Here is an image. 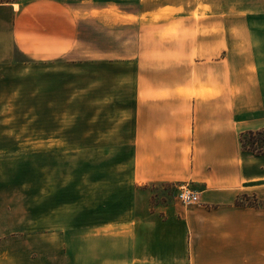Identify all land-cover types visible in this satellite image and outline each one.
Returning <instances> with one entry per match:
<instances>
[{
	"label": "crops",
	"instance_id": "obj_1",
	"mask_svg": "<svg viewBox=\"0 0 264 264\" xmlns=\"http://www.w3.org/2000/svg\"><path fill=\"white\" fill-rule=\"evenodd\" d=\"M201 5L211 14L191 17L180 42L185 49L177 51L192 62L189 77L139 98L137 121H145L147 139H134L140 149L134 147L130 180L191 183L200 204L173 201L152 211L145 199L141 216L132 208L121 219H104V209L118 204L112 194L109 202L95 196V203L79 204L96 213L94 223L72 224L71 204L56 195L53 178L35 170L28 187L15 174L23 143L8 144L15 132L0 131V264H264V155L240 142L242 133L264 128V0ZM72 24L60 0L0 3V56L5 46L34 60L66 55L75 42ZM31 138V159L46 156L48 164L54 133ZM242 194L261 205L236 204Z\"/></svg>",
	"mask_w": 264,
	"mask_h": 264
},
{
	"label": "rangeland",
	"instance_id": "obj_2",
	"mask_svg": "<svg viewBox=\"0 0 264 264\" xmlns=\"http://www.w3.org/2000/svg\"><path fill=\"white\" fill-rule=\"evenodd\" d=\"M26 1L0 3L19 6ZM60 1L68 6L76 31L68 54L34 60L5 46L0 56V131H14L8 144L22 141L24 146V160L15 174L28 187L36 172L53 178L56 195L60 199L64 195L71 204L72 224L94 223L96 213L79 211V204L86 198L93 204L95 196L109 202L112 194L118 204L104 209V219H121L132 208L141 216L145 199L152 211L173 201L181 203L179 189L187 186L194 191L191 183L130 181L131 162L138 155L134 147L140 149L134 139H147L141 134L145 121L140 125L137 121L138 102L159 96L160 89L154 86L174 85L189 77L192 62L177 51L185 49L180 42L189 34L191 17L201 20L211 14L201 5L207 0ZM143 84L150 90L141 94ZM46 130L55 135V153L49 154L48 164L46 156L33 161L30 153L31 136ZM176 154L167 158L175 160ZM239 202L261 205L252 194H242ZM71 238L80 236L73 233Z\"/></svg>",
	"mask_w": 264,
	"mask_h": 264
},
{
	"label": "trees",
	"instance_id": "obj_3",
	"mask_svg": "<svg viewBox=\"0 0 264 264\" xmlns=\"http://www.w3.org/2000/svg\"><path fill=\"white\" fill-rule=\"evenodd\" d=\"M240 142L245 151L255 155H264V128L257 131H247L240 135ZM236 204L241 203L236 201Z\"/></svg>",
	"mask_w": 264,
	"mask_h": 264
},
{
	"label": "built area",
	"instance_id": "obj_4",
	"mask_svg": "<svg viewBox=\"0 0 264 264\" xmlns=\"http://www.w3.org/2000/svg\"><path fill=\"white\" fill-rule=\"evenodd\" d=\"M179 200L184 205H193V204H199L198 196L197 194L192 191L191 188L182 187L179 189Z\"/></svg>",
	"mask_w": 264,
	"mask_h": 264
}]
</instances>
